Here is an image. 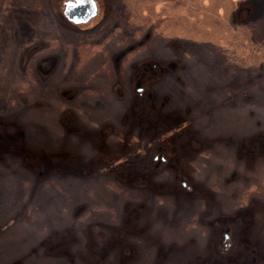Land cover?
<instances>
[{
	"label": "rangeland",
	"instance_id": "rangeland-1",
	"mask_svg": "<svg viewBox=\"0 0 264 264\" xmlns=\"http://www.w3.org/2000/svg\"><path fill=\"white\" fill-rule=\"evenodd\" d=\"M67 1L0 75V264H264V0Z\"/></svg>",
	"mask_w": 264,
	"mask_h": 264
},
{
	"label": "crops",
	"instance_id": "crops-1",
	"mask_svg": "<svg viewBox=\"0 0 264 264\" xmlns=\"http://www.w3.org/2000/svg\"><path fill=\"white\" fill-rule=\"evenodd\" d=\"M19 17L35 27L34 36L53 37L49 16L46 10L37 7L35 0H0V75L8 81L20 57V45L14 37L15 21Z\"/></svg>",
	"mask_w": 264,
	"mask_h": 264
},
{
	"label": "water",
	"instance_id": "water-1",
	"mask_svg": "<svg viewBox=\"0 0 264 264\" xmlns=\"http://www.w3.org/2000/svg\"><path fill=\"white\" fill-rule=\"evenodd\" d=\"M95 12L96 6L93 0H71L65 4V13L73 16L74 23L88 21Z\"/></svg>",
	"mask_w": 264,
	"mask_h": 264
},
{
	"label": "trees",
	"instance_id": "trees-1",
	"mask_svg": "<svg viewBox=\"0 0 264 264\" xmlns=\"http://www.w3.org/2000/svg\"><path fill=\"white\" fill-rule=\"evenodd\" d=\"M94 1V0H93ZM74 23V22H73ZM257 46V45H256Z\"/></svg>",
	"mask_w": 264,
	"mask_h": 264
}]
</instances>
